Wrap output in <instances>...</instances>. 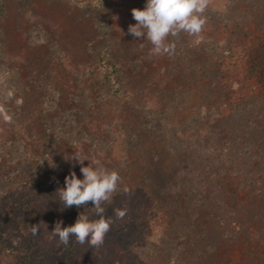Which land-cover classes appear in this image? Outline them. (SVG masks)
Listing matches in <instances>:
<instances>
[{
	"label": "rangeland",
	"instance_id": "rangeland-1",
	"mask_svg": "<svg viewBox=\"0 0 264 264\" xmlns=\"http://www.w3.org/2000/svg\"><path fill=\"white\" fill-rule=\"evenodd\" d=\"M2 1L0 264H264V94L226 57L264 29V0H209L172 55L128 33L146 0ZM77 152L121 177L99 247L51 235L85 208L56 193L83 179ZM152 154L170 179L148 199L136 166Z\"/></svg>",
	"mask_w": 264,
	"mask_h": 264
},
{
	"label": "clouds",
	"instance_id": "clouds-1",
	"mask_svg": "<svg viewBox=\"0 0 264 264\" xmlns=\"http://www.w3.org/2000/svg\"><path fill=\"white\" fill-rule=\"evenodd\" d=\"M209 0H146L143 9L133 8L131 14L136 21L129 25L128 33L133 37L147 39L152 45L151 55H172L175 51V40L181 33L194 36L201 33L206 24L204 15ZM0 113L5 114V119L10 122L5 109L0 106ZM81 165L80 171L83 179H78L75 172L65 177V187L57 189L56 193L63 207L86 206L93 204L96 219H90L83 212L80 213L74 224L61 227L62 221H57L51 235L58 237L63 245L69 244L70 237H75L79 244L89 243L92 247L103 244L106 234L110 231L112 219L105 216V203H110L117 192L121 182L119 173L106 168L100 160H93L84 166L83 162L88 157L77 152L71 156ZM126 209H116L115 216L122 219ZM30 231L33 236L40 231L39 223L32 224Z\"/></svg>",
	"mask_w": 264,
	"mask_h": 264
},
{
	"label": "trees",
	"instance_id": "trees-1",
	"mask_svg": "<svg viewBox=\"0 0 264 264\" xmlns=\"http://www.w3.org/2000/svg\"><path fill=\"white\" fill-rule=\"evenodd\" d=\"M2 14L3 1L0 0V20L2 18ZM236 41L238 46L240 47V51L236 49L237 44H230V46L227 48L226 57L230 61L232 60V58L235 60L237 59V61L240 62L239 68H241L244 77L252 79L258 89L264 94V29L250 35V37H243ZM101 62L102 65H104L105 67L110 66L111 72H115L117 70V65L110 64L107 61ZM226 65L228 66L233 64L231 62H226ZM226 65L225 69H227ZM118 88L119 89H117V91L115 89V91L118 92V94L116 93V96L118 99V103L120 102V104H122L121 102L125 100L124 98L128 97L129 99L130 95L129 91L124 92L122 86ZM2 107L6 109V105H3ZM5 112L8 111L6 110ZM2 116L5 117V114L0 113V118H4ZM136 168H139L138 170L142 172L140 179L144 181L139 188H144L148 199L149 195H151V192L163 190V186L168 182V179H170L169 174L166 172V167L164 166V163L158 161V159L155 158L153 154L150 155V157H147L144 161L138 162V166H136ZM117 192L115 194H117ZM88 207L89 209L85 206V208L83 209V213L89 216L91 215V213L94 212V209L92 208L93 204L90 202ZM159 260L157 261L156 259V261L152 263L162 264L163 261ZM222 264H227V262L225 261Z\"/></svg>",
	"mask_w": 264,
	"mask_h": 264
}]
</instances>
